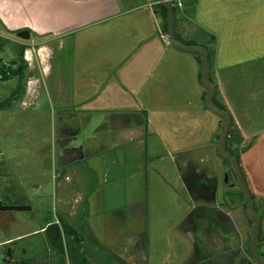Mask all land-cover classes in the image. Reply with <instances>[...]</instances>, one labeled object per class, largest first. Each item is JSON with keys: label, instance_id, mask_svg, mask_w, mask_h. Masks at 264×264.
<instances>
[{"label": "rangeland", "instance_id": "374dc122", "mask_svg": "<svg viewBox=\"0 0 264 264\" xmlns=\"http://www.w3.org/2000/svg\"><path fill=\"white\" fill-rule=\"evenodd\" d=\"M137 1L143 0H121L119 4L124 8ZM168 1L179 11L174 15L177 23V15L179 19L183 17L181 14L183 6H177L180 0ZM157 9L159 10L158 7L149 8L151 16L158 12ZM149 10L146 8L142 13ZM22 21L27 23L24 19ZM163 21L162 17L161 25L164 32ZM31 22L33 20L29 23ZM157 28L160 29L159 25L157 27L150 23L146 30L149 33H157ZM17 30L0 26V201L5 206H21L23 201L21 197L27 198L37 208L38 214L28 211L0 212V244L8 239L17 241L28 238L26 236L28 233L37 232L42 226L63 220L73 228L78 227L79 232L84 234L80 238L85 243L81 244L82 252L79 251L84 255L83 258L69 245L68 248L62 247L58 250L61 259L66 261L65 264H77L83 260L87 263L96 260L95 263L101 264H125L108 250V246H112L119 235L112 234L111 228L106 227L103 221L100 222V218L93 217L88 222L82 220L86 212L83 197L89 195L92 186L97 185L96 177L93 178L83 166L68 169L64 173H59L58 169L54 170L51 167L49 148L53 140L55 122L60 112L73 111L72 108L78 110L76 109L78 108L77 102L93 94L87 92L83 82V85L81 84L84 77L80 75V70H82L80 59L76 61L80 66L77 64L76 70L74 67L71 69V50L70 45L67 46L69 40L66 46L58 50L59 43L47 41L48 34L43 33L47 29L39 30L38 28L36 31L30 29V40L28 41L17 38L16 33L20 32ZM73 33H68L69 39L80 35L76 31ZM166 41V37L163 36L162 46L164 48L175 49L171 45H166ZM45 46H51L55 51L57 50L50 59L47 58V53L41 55L37 52L38 48H42L39 52L44 51ZM72 73L76 74L73 86L69 81L73 80ZM103 74H105L104 71L100 72V76ZM137 78L141 80L140 77ZM87 81L91 84V77H88ZM139 91L142 99L143 85L140 86ZM117 98L120 101L116 104L119 110L127 109L128 105L133 102L131 98L122 93ZM94 104L96 102L92 103ZM92 112L95 113V110ZM96 116L98 115H93V117ZM214 119L221 122L217 132L220 135L223 121L208 109L205 113H200L195 123L198 128L190 122L185 123L184 120L175 119L172 124L165 123V125L158 122L154 124L157 133L152 131L148 138L145 137L148 142L146 157L144 158L142 154L140 161L135 160L134 164L128 163L125 169L122 167L123 162H120L119 181L110 187V190L114 188L119 196V193L127 189L131 191V199L135 197L140 199L142 192L139 193V191L144 186L146 219L142 225L139 224V227L147 237L146 243L151 242L152 245L150 249L148 247V250L143 252V256L141 252L139 257L147 259L146 264L202 263L201 255L196 253L191 244L189 231L182 227L189 218L186 216L193 211L187 213L189 209H186V206L190 208V204L184 192L183 183L184 175L188 171L186 167L191 163L194 164V170L196 168L198 173L203 174L201 179L207 178L213 181L215 188L220 189L223 196H227L232 206L242 203V197L236 186L233 189L235 194L228 195L224 173L229 170V166L218 154V139L211 141V125ZM232 128L230 148L238 150L242 156L250 149L251 142L247 140L246 146L240 147L241 145L236 143L240 137L239 130L234 123ZM196 134L200 135V145L194 138ZM252 142L255 144L257 141L253 139ZM203 145L204 147L201 148ZM262 147L261 151L264 155V144ZM124 148L132 149L129 146H121L116 152L123 154ZM259 159L263 164V172H253L257 175V182L254 180L253 185L252 181L246 178V184L255 201L256 213L261 219L259 242L264 255V156ZM182 161H191V163L183 167V164L180 165ZM156 166L159 171L155 169ZM242 171L246 174L243 168ZM229 178L237 185L232 176ZM193 182L189 184L193 185ZM209 188L208 192L215 191L214 186H209ZM108 197L116 200L112 191H108ZM41 210L46 213L40 212ZM231 212L232 219L235 220L237 229L241 233L243 246L250 254L248 243L251 239L253 222L246 215L244 208ZM175 226L177 229H173ZM90 227L95 229L98 244H94L89 236V232L92 233ZM62 237L64 238L63 235ZM29 240L43 243V238L40 236L29 237ZM49 258L52 264H62L58 262V255L52 252Z\"/></svg>", "mask_w": 264, "mask_h": 264}, {"label": "crops", "instance_id": "0c3cea01", "mask_svg": "<svg viewBox=\"0 0 264 264\" xmlns=\"http://www.w3.org/2000/svg\"><path fill=\"white\" fill-rule=\"evenodd\" d=\"M120 2L0 0V26L17 31L47 29L43 32L48 34L47 41L59 43L58 50L66 46L69 40L67 46L70 45L71 50V69L74 67L76 70V61L80 59V75L84 77L81 84L83 82L87 92L93 94L77 102L78 110L72 108L73 111H68L86 121L97 114L116 123L121 119L125 124L129 122V127L115 129L118 139L110 147L120 149L121 146H129L147 150L148 142L143 139L148 138L152 131L157 133L154 124H172L175 119L195 124L200 113L207 110V91L201 83L202 57L162 46L163 36L167 39L162 30V14L157 9L158 12L151 16L149 10L150 7L157 8L158 0L137 1L124 8ZM178 5L183 6V17L179 19L177 15V23L174 20L175 37L186 47H201L207 52L208 77L215 87L213 103L223 106L232 118L241 137L240 147L246 146L247 140L251 142L250 149L242 156L239 154V158L245 177L254 185L257 175L253 172H263L259 158L264 156L261 151L264 144V0H180ZM146 8L149 11L142 13ZM22 19L27 23H23ZM150 23L157 27L159 25L157 33L146 30ZM74 30L80 35L69 39L68 33H75ZM43 48L44 51L39 52L42 48H38L37 52L41 55L47 53L49 59L57 51L51 46ZM102 71L105 74L100 76ZM74 76L76 78V74L72 73L73 80H69L71 86L75 82ZM88 77H91V84L87 81ZM142 85L144 93L141 99L139 88ZM121 93L133 101L125 110H119L116 106L120 102L117 96ZM94 102L96 104L92 105ZM220 125L218 119L212 121L211 141H216L219 136ZM195 127L198 128L197 124ZM194 138L199 144L200 135L196 134ZM253 139L257 141L255 144ZM187 163L191 161H182L180 165L184 167ZM191 165L193 167L194 164ZM184 192L190 204V208L186 206L189 213L196 202L200 203L190 197L185 186ZM214 198L225 207L217 216L232 219V212L226 209V202L229 204L227 196L216 188ZM173 229H177L176 226ZM196 234L208 249L212 248L210 236L200 232ZM223 238L220 239V253L227 254L230 248L224 246ZM146 241L144 252L152 245L149 240V243ZM117 255L126 258L121 251H117ZM214 256L215 251L208 258ZM142 260L148 263L147 259Z\"/></svg>", "mask_w": 264, "mask_h": 264}, {"label": "flooded vegetation", "instance_id": "af4514ba", "mask_svg": "<svg viewBox=\"0 0 264 264\" xmlns=\"http://www.w3.org/2000/svg\"><path fill=\"white\" fill-rule=\"evenodd\" d=\"M130 124L129 122L125 124L122 119L116 123L114 121H109L106 117L99 116L93 117L90 121H86L84 118L72 115L70 112L61 111L55 122L53 140L49 152L51 153V167L52 169L54 168V170L58 169L57 172L64 173L68 169L75 167L81 168V166H83L89 171L93 178L96 177L97 185L94 187L92 186L89 195L83 197L85 198L83 204L86 207V212L85 214L83 213L82 220L88 222V220H92L93 217H97V219L100 218V222L103 221L106 227L111 228L110 231L112 234L119 235L117 241H114L112 246H108V250L116 256H118L117 251L124 253L126 256L125 259L118 257L125 262V264H144L143 258L139 257L141 252L143 256V247L147 240L145 233L142 232L139 227V224L142 225L145 220L146 204L144 202V186L141 187L139 191V193L142 192L140 199H136V197L131 199V191L127 189L119 193V196L114 188L110 190V187H113L114 184L119 181L118 174L121 169V161L123 162L122 167L125 169L128 163L131 164L132 162L134 164L133 161H140V156L142 154L144 158L146 157V149L132 148L129 150L125 148L123 154H121L116 152L117 149H112L110 147V145L118 139V133L115 129L123 126L129 127ZM134 124L137 125L135 120ZM143 140L146 142V138ZM78 157L81 159L76 160ZM238 164L240 166V163ZM228 166L229 170H225L226 172L224 173L225 185L229 191L228 195H234L235 192L233 189L237 187L239 191L237 192L242 197V203L232 206V203L228 204L226 202V208L229 211H236L239 208H244L247 215V208L243 204L244 199L239 190L237 180L229 164ZM186 168H188V171L186 175H184L185 178L183 179L182 177L181 179H183L184 186L190 193V197L193 200L199 201L200 204L196 202L195 207H197L193 209L190 215L186 216H189V218L182 227L189 231L190 241H192L191 244L196 253L201 255L200 259L202 263L238 264L244 257L248 258L252 263H255L250 248L248 247L250 250V254H248V249L243 246L241 233L239 229H237L235 220L230 218L222 219L217 216V213H220L219 211L221 210H225V207L214 198L215 191L212 193L208 192V190H210L209 186H214L215 188V183L205 177H203L205 179H201V175L203 176V174L195 172V170L193 171L192 165H188ZM155 169L159 171L157 166ZM240 169L246 181L245 174L241 167ZM230 176L235 179L237 185L231 181L229 178ZM192 181H194L192 183L193 185H190L189 183ZM108 191L114 192L116 200H112L108 197ZM21 199L23 200L21 206L31 207L28 212L38 214L37 208L34 207L32 201L22 197ZM253 202L255 208V201L253 200ZM40 212L46 213L44 210ZM58 212L60 211L58 210ZM56 216L55 218L57 219ZM200 218L202 219L200 220ZM51 225L59 226L60 222L57 220L54 223L45 225V227L42 226L37 232L28 233L26 235L28 238L1 243L0 264H52L49 258L51 252L58 255L59 263L65 264L66 261L61 259V255L58 254V248H54L47 243L46 233ZM92 228L90 227L92 233L89 232V236L92 238L94 244H98L99 240L97 234L95 229L93 230ZM145 228L144 226V229ZM75 230L78 234L80 233L78 227L75 228ZM197 232L211 237V250L207 248V244L204 243L203 240L197 237ZM222 234H224V236ZM79 235L81 237L84 236V234L81 233ZM32 236L42 237L43 243L29 240V237ZM124 236L126 237L124 238ZM221 238H223L222 241L226 243L224 246L230 248L227 254L220 253L222 248ZM64 239L65 236L63 238V244L66 248ZM118 242L119 246H117ZM81 244L84 245L85 243L81 240ZM213 251H215V256L212 259L208 258ZM258 251L260 256L264 259L259 239ZM246 258L245 260L247 262ZM95 261L96 260L91 263L81 261V263L77 264H101L95 263Z\"/></svg>", "mask_w": 264, "mask_h": 264}, {"label": "water", "instance_id": "95a60500", "mask_svg": "<svg viewBox=\"0 0 264 264\" xmlns=\"http://www.w3.org/2000/svg\"><path fill=\"white\" fill-rule=\"evenodd\" d=\"M158 3L162 7H164L168 12L166 36L169 44L181 51L199 54L202 57L201 83L207 91V94L205 96V106L209 111L216 114L223 121V127L218 138L217 151L219 156L230 165L231 170L237 180L239 190L243 196L244 199L243 204L247 208V215L253 222L252 234H251L250 242L248 243V247L251 250L252 258L255 263H252L248 258L244 257L238 264H264V259L260 256L258 251V239L260 233L261 220L259 215L255 211L254 202L251 193L241 173V169L237 160L231 155H229L226 151V139L231 125V118L227 112L221 110L213 103V98L215 95V87L210 83L208 77L209 65H208L207 52L205 51V49L201 47H186L180 44L175 37L174 13L172 8V3L168 0H158ZM16 37L28 41L30 40V32L28 30H22L16 33ZM78 159L81 158L78 157L76 160ZM30 208L31 207H24V206H5L2 205V202L0 201V212L28 211L30 210ZM245 258L247 259V262Z\"/></svg>", "mask_w": 264, "mask_h": 264}, {"label": "trees", "instance_id": "16d2710c", "mask_svg": "<svg viewBox=\"0 0 264 264\" xmlns=\"http://www.w3.org/2000/svg\"><path fill=\"white\" fill-rule=\"evenodd\" d=\"M157 7L159 8V10H160V12L162 14V17H163V20H164L163 21L164 22V33H166L168 12L160 4H157ZM172 8H173V13L175 15L176 8L174 6H172ZM177 40H178V38H177ZM185 45H189V44H185ZM206 93H205V95H206ZM213 102L215 103L214 98H213ZM217 106H218V108H220L221 110L226 112V109L223 106H221V105H217ZM232 125H233V121H232V118H231V125H230V129L228 131V136H227V139H226V151H227V153L229 155L234 157L237 160L238 163H240L239 151L236 150V149L235 150L231 149L230 145H229L231 143L230 138L233 135ZM218 138H219V136L217 137V139ZM236 143L238 145L241 144V137L238 138ZM225 163L228 164L226 161H225ZM62 234L66 237L64 240L66 242V247L67 248H68V245H69L70 248H74L75 249L76 253H79L80 250L82 252L81 238H80L81 236L78 234V232L72 226H70L68 223L64 222L63 220H60V225L59 226L58 225H51L47 229V233H46L47 243L49 245L53 246L54 248H58V250H61L62 247H64ZM79 255H81L82 258L84 257V255H82L81 253H79ZM83 261L87 262L85 260H83Z\"/></svg>", "mask_w": 264, "mask_h": 264}, {"label": "built area", "instance_id": "2783aa9c", "mask_svg": "<svg viewBox=\"0 0 264 264\" xmlns=\"http://www.w3.org/2000/svg\"><path fill=\"white\" fill-rule=\"evenodd\" d=\"M166 40H167V39H166ZM166 45H170L169 42H168V40L166 41Z\"/></svg>", "mask_w": 264, "mask_h": 264}]
</instances>
